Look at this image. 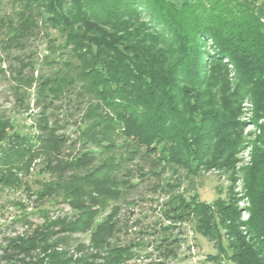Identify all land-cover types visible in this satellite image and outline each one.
<instances>
[{"label": "trees", "instance_id": "trees-1", "mask_svg": "<svg viewBox=\"0 0 264 264\" xmlns=\"http://www.w3.org/2000/svg\"><path fill=\"white\" fill-rule=\"evenodd\" d=\"M24 7L17 12L21 34L40 18L67 54L55 58L51 50L50 63L60 66L37 83V93L50 101L77 88L85 102L78 141L94 148L57 159L65 140L46 122L43 135L31 137L0 119V181L13 170L28 174L42 152L48 179L37 196L58 199L76 214L18 237L14 249L41 250L34 264H137L129 263L130 246L109 243L117 208L111 204L134 185L122 171L148 157L153 175L157 168L187 176L217 169L236 180L247 98L256 126L249 165L239 170L250 204L247 238L231 186L211 203L182 193L164 205L167 217L192 218L196 231L216 243L207 256L213 264H264V0H27ZM5 20L9 38L18 26L8 17L0 18L1 28ZM56 226L71 233L91 229L93 252L72 258L58 251L59 242L47 237Z\"/></svg>", "mask_w": 264, "mask_h": 264}, {"label": "rangeland", "instance_id": "rangeland-1", "mask_svg": "<svg viewBox=\"0 0 264 264\" xmlns=\"http://www.w3.org/2000/svg\"><path fill=\"white\" fill-rule=\"evenodd\" d=\"M26 1L0 0V18L11 17L12 26H18L17 12L25 10ZM37 20L36 27L21 34L18 26L15 35L9 38L6 20L0 27V119L9 120L14 124V129L31 137L42 136L41 129L46 122L57 136L64 137L65 142L61 144L57 159L65 160L94 147L89 142L83 146L78 141L85 102L76 94L77 88L50 101L49 97H41L37 93V83L60 66V63H50L51 50H54L55 58L61 54L64 57L67 55L60 53L64 51L58 47L61 42L58 33L46 28L40 18ZM241 112L240 119L245 123V145L237 154L234 168L237 177L234 181L228 176L229 173L217 169L187 176L184 171L177 175L169 168H157L159 173L153 175L155 168L148 157L137 158L122 171L123 175L120 176L129 178L134 185L126 188L121 197L111 204L117 208L109 243L112 246H130L133 256L129 263L143 264L151 259H164L168 264H213L207 256L215 254L216 243L196 231L192 218L178 221L167 217L165 210L169 205H164V202L171 194L184 193L186 198L197 195L200 200L211 203L218 196H226L231 186L237 199L241 221L239 228L247 238L250 204L239 170L249 165L248 142L256 132V126L252 123L253 106L247 98L242 102ZM262 121L258 119L257 123ZM46 161V155L39 152L28 174L13 170V175H7L0 181V264H34L37 257L42 256V251L30 248L27 249L29 253H18L12 246L13 242L18 237L35 235L49 220H70L76 216L69 205L58 199L37 196L41 183L48 179L44 170ZM127 170L131 174L126 176ZM64 174L67 176L70 173L66 171ZM165 182L174 185L169 188L163 185ZM109 209L110 206L98 217L106 215ZM47 234L48 239L50 237V240L59 242L58 251L67 252L72 258L93 252L91 229L71 233L56 226ZM25 245L29 246L28 243ZM82 246L86 248L83 252L79 249Z\"/></svg>", "mask_w": 264, "mask_h": 264}, {"label": "built area", "instance_id": "built-area-1", "mask_svg": "<svg viewBox=\"0 0 264 264\" xmlns=\"http://www.w3.org/2000/svg\"><path fill=\"white\" fill-rule=\"evenodd\" d=\"M262 23L264 24V18H261Z\"/></svg>", "mask_w": 264, "mask_h": 264}]
</instances>
